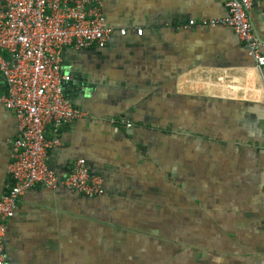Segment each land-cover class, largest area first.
Here are the masks:
<instances>
[{"label": "crops", "instance_id": "crops-1", "mask_svg": "<svg viewBox=\"0 0 264 264\" xmlns=\"http://www.w3.org/2000/svg\"><path fill=\"white\" fill-rule=\"evenodd\" d=\"M100 3L127 33L64 48L65 94L83 115L62 126L47 164L64 176L84 158L105 192L26 190L5 264H264V90L232 28L200 23L225 16L223 1ZM250 17L264 54V0ZM16 132L0 103V195Z\"/></svg>", "mask_w": 264, "mask_h": 264}, {"label": "built area", "instance_id": "built-area-1", "mask_svg": "<svg viewBox=\"0 0 264 264\" xmlns=\"http://www.w3.org/2000/svg\"><path fill=\"white\" fill-rule=\"evenodd\" d=\"M222 1L227 14L200 23L232 28L252 57L264 90L263 42L250 17L253 0ZM115 32L123 36L127 29L106 22L100 0H0V73L6 84L0 103L13 112L17 130L7 166L11 183L0 195V264H5L7 220L26 190L40 184L86 196L105 192L102 178L92 173L84 158L75 159L67 174L59 176L49 168L47 154L59 145L62 126L83 115L65 94L70 75L61 67L64 48L104 46ZM142 32L136 28L137 35Z\"/></svg>", "mask_w": 264, "mask_h": 264}]
</instances>
